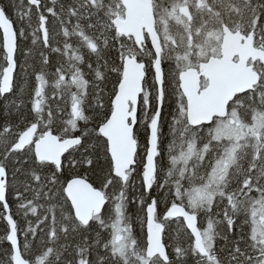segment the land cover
I'll list each match as a JSON object with an SVG mask.
<instances>
[{"label": "snow or ice", "instance_id": "6c2138e0", "mask_svg": "<svg viewBox=\"0 0 264 264\" xmlns=\"http://www.w3.org/2000/svg\"><path fill=\"white\" fill-rule=\"evenodd\" d=\"M0 264H264V0H0Z\"/></svg>", "mask_w": 264, "mask_h": 264}, {"label": "trees", "instance_id": "16d2710c", "mask_svg": "<svg viewBox=\"0 0 264 264\" xmlns=\"http://www.w3.org/2000/svg\"><path fill=\"white\" fill-rule=\"evenodd\" d=\"M25 2H26V0H25ZM165 111H167V109H165ZM164 132H165V137L167 138V136H168L167 125H165ZM141 219H144V217L142 216ZM145 226H146V224L144 225V227ZM135 227H136V231L139 232L140 231V224H139V222L136 223Z\"/></svg>", "mask_w": 264, "mask_h": 264}]
</instances>
